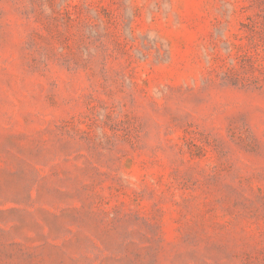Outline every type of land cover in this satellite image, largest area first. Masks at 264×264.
Segmentation results:
<instances>
[{
	"label": "rangeland",
	"instance_id": "rangeland-1",
	"mask_svg": "<svg viewBox=\"0 0 264 264\" xmlns=\"http://www.w3.org/2000/svg\"><path fill=\"white\" fill-rule=\"evenodd\" d=\"M0 264H264V0H0Z\"/></svg>",
	"mask_w": 264,
	"mask_h": 264
}]
</instances>
